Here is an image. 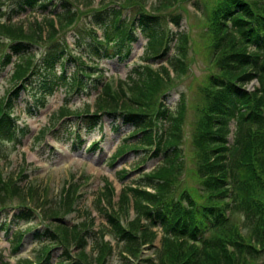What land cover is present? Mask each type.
<instances>
[{
	"label": "trees",
	"instance_id": "16d2710c",
	"mask_svg": "<svg viewBox=\"0 0 264 264\" xmlns=\"http://www.w3.org/2000/svg\"><path fill=\"white\" fill-rule=\"evenodd\" d=\"M7 1L9 0H0V71L15 56L10 75L14 85L6 91L9 93L7 98L0 99V142L13 135L15 100L21 90L35 96L37 104L65 82L68 83V92L75 91L80 95L88 96L93 89L95 109L92 114L82 115L89 112V104H86L84 111L72 114L81 116V122L89 129L95 128L99 123L102 127V117H107L111 128L116 129V121L120 119L122 124L131 127L130 133L136 135L135 142L130 143L129 147L135 151L153 149L149 158L158 159L156 166L149 171L138 172L139 164L147 160V157L142 156L131 169L133 176L123 185L117 200H114L110 186L105 185L99 189L95 194L96 209L106 219L99 231L102 229L103 234L112 233L117 238L120 236L125 241L126 251L136 257L142 245L152 246L155 239V232L149 226L141 224L139 219L155 215L166 233L161 240V252L165 254L160 264H252V259L262 255L264 1L206 0L205 3H211L210 6L204 5L201 8L202 16L209 20L211 30V34H206L207 39L203 44L206 46L204 51L212 52L210 57L205 53L208 57L205 64L207 69L211 67L216 74L208 75L203 81L202 113H199L196 123L198 133L195 131L197 134L193 138L196 167L202 178L201 195L196 198L198 202L192 200L193 203L184 214L175 195L170 196L169 193L176 187L175 183L183 169L176 162L180 156L178 144L185 125L186 103L183 98H179L173 109L166 105L164 97L173 81L182 78L187 72L185 45L190 36L180 30L171 32L170 39L175 37L176 40V51L166 59V63L155 67L150 62L139 64L132 68V73L128 74L126 80L114 82L100 79L101 72L90 75L83 68L80 55L70 53L65 40L58 41L60 32L73 27L83 13L82 10L71 8L72 0H12L9 12L5 8ZM132 1L109 0L114 4L107 6L104 0H98L96 6H91L94 12L89 11L92 27L88 29V36L95 43V50L92 48L95 54L98 49L93 26L105 28L107 37L114 42L104 50V55L108 57L119 55L122 50L126 51L125 48L136 40L138 27L147 38V48L144 50L147 59L159 57L157 54L163 46L165 35L158 28H162V23L167 20L177 27L180 25V18L177 14H162L159 8H153L151 12L139 4L134 7ZM136 1L143 3L145 0ZM37 2L38 6L45 9L53 4L58 7L56 6L57 10L42 12L39 20L33 17L26 26L13 20L15 11L24 9L25 6L32 8ZM84 2L91 5L93 0ZM173 2L174 0H160L158 7L165 8V5H172ZM116 4L126 5L127 7L121 6L124 9L129 6L134 8V16L129 25L121 19V10L115 9ZM157 12L159 13L156 14ZM191 39L193 48L196 39ZM171 40L166 37L160 57L167 54ZM37 43L44 46L38 61L28 51ZM96 57L100 56L97 54ZM72 59L79 60L82 65L70 77H65V65ZM91 76L94 82L85 81ZM253 78L258 80L259 87L248 94L242 87ZM234 114L237 115V135L229 148L225 138L226 125L227 119L234 117ZM250 126L255 127L254 133H251ZM124 148L120 147L118 152H125ZM127 171L120 172L121 179L127 177ZM4 179L0 172L1 202L7 193L39 201L33 196L40 194V188L30 185L27 194L19 181ZM77 189L78 187L66 189L58 209L51 206L42 208L47 218L54 220L51 226L53 233L47 231L48 240L42 242L36 260H25L26 264L89 263L90 258L86 252L89 234L85 230L94 225V217L87 210L79 209L81 206L78 200L84 193H78ZM187 195L192 199L188 193ZM129 207L134 209L136 220L130 223L127 221L124 226L120 221L122 217L126 220ZM65 210L76 211L77 216H84L85 219L68 225L59 215V211ZM236 213L243 218V228L233 223ZM178 217L182 219V224L178 222ZM34 236L41 238L38 232ZM94 238L89 252H94L96 246L95 258L104 264L111 258V247L108 242L99 241L96 236ZM72 243L78 249L77 255L72 258L62 250L60 259L51 262L53 245L69 246Z\"/></svg>",
	"mask_w": 264,
	"mask_h": 264
},
{
	"label": "rangeland",
	"instance_id": "374dc122",
	"mask_svg": "<svg viewBox=\"0 0 264 264\" xmlns=\"http://www.w3.org/2000/svg\"><path fill=\"white\" fill-rule=\"evenodd\" d=\"M159 1L160 0H145L143 3H140L136 0H133L132 2L134 7H137L139 4V6H142L145 8V10L147 9L151 12L153 8H159L161 11L160 13L162 14H177L180 18V26L177 30L185 32V34L186 30H188L192 33L193 38L196 39L195 47L193 48L190 44L192 39L188 38L187 40V44L185 45L187 50V72L182 78L174 81L173 87L169 89L170 94L167 101L173 106V104L175 105L179 98H183L186 103L184 119L185 125L182 131V138L179 143L180 156L176 162L182 166L183 170L177 179L178 182L175 183V189L173 188L169 193L170 196H173L174 194L175 200H177V196L180 193L182 185L187 186L186 191H188L190 196L195 197L197 195H201L200 184L198 182L199 178L194 176L195 172L200 175V171L198 167H196V162L193 161L195 153L192 149V144L194 136L198 133L196 123L200 117L199 113H202L200 109L203 102L202 87L204 82L202 81V77L204 75L203 70L206 65V58L208 60V57L205 55V53L209 57L212 53L211 51H204L206 46L203 44L207 39L206 34H211V30L209 20L205 19L203 16L201 17L200 11L204 5L209 7L211 3H205L206 0H174L172 5H165V8H163L158 7ZM258 1L263 2L264 0H254V3ZM72 2L73 4H71V6L73 9L77 8L83 12H88V10L91 9V6L95 5L97 0H93L91 5L85 4L84 0H72ZM10 3L11 2H8L6 4L7 12L10 11ZM123 3L125 4V2ZM43 11V8H34L31 10L29 7H27L23 10L15 11L13 13V19L18 20L26 26L29 22L31 23L32 16L40 17ZM124 13L127 15L131 14L127 11H124ZM158 13L159 12L156 14ZM3 18H5V16ZM35 19L38 20L37 17ZM89 26L90 24L88 17L82 16V18L77 22V27H70L61 33V37H65L71 49H74V47H72L74 44L75 50L78 51L80 47L83 46L82 44L84 41L87 39L86 29ZM163 28L169 29V31L175 30V26L168 21L163 22ZM101 32L102 30H98L97 34L101 35ZM77 35L79 36V40ZM74 38H76V42H74ZM145 42L146 39L139 35L138 40L131 44L128 56L125 60H120L118 58H101L98 62V66L103 72L104 76L112 80L124 79L135 64L146 61V59L142 58V51ZM28 51L34 55L35 60H38L41 57L43 47L41 45H33L28 49ZM87 51L88 50L86 47L82 49V52L84 53ZM171 52L172 49L168 51L166 56H163L162 54L161 56L163 57L150 58L149 62H164L170 56ZM14 58L15 56L12 57L13 60ZM11 69L12 63L9 64L4 71L0 72V96H2L7 88L12 85L11 81L8 79ZM92 70L95 72L98 69ZM86 81H88V79H86ZM255 86H257V81L252 79L247 85H245V88L252 90ZM64 93H66V90L60 87L53 95L46 98V102L43 107L37 108L34 106V100L31 93L23 90L20 91V95L15 103L16 116L18 117V128H16L14 137H12L10 141L0 142V168L2 170L0 172L2 174L4 173V175L7 177L10 176L8 178L11 181H19V183L24 187L23 190L25 192L27 190L26 187L30 183H32L36 188H43L45 185L48 186V190L44 191L42 189L40 191V197L43 202V199L46 197L44 193H47L48 197L46 201H48V203L52 206L57 205L59 197L61 196V188L65 184V181L68 179V177L71 176V182H73L74 178H76L78 183L81 185V191L84 193L81 200L79 201V203L82 205V210H86V207L89 206L87 211L91 217H94V227H103L105 225L106 219L101 213L97 212L95 194L105 184L104 180H107L111 182L110 184L117 197V194L121 191V183L117 180L116 172H118V170L122 167L126 168V165L130 164V166H132L131 162L133 159H136L141 154H137L136 151H133L115 164H111L109 162L111 159L110 155L113 152H116V147L121 145L124 134L129 130V128L125 126H120L118 128V133H112L109 127L105 128L103 133L104 138L101 141V146H103L104 151L99 156L92 154L91 152H87L86 149L84 150V147L92 139V136L95 137L99 135V131H94L93 133L87 132L85 128L78 131V133L81 135L82 141L85 142V146H83V148L80 150L68 143L64 145L63 140H68V138L71 136L68 129V125L71 121L69 119L58 124V117L56 115L58 107L64 100ZM93 96L94 93L88 98L85 96L80 97L78 95H70L68 99V106L70 108L81 109L86 101L89 102L90 105L93 103ZM92 109L93 107L91 106V110ZM53 125L56 126L53 129H50ZM44 127H46L44 129L45 133H43V135H38V129H43ZM230 127L232 128L233 125L230 124ZM195 131L197 132L196 134ZM36 134L39 136L37 139L34 137ZM155 161V159H148L147 163L144 162L146 164H144L141 168L143 172H146V170L152 167L155 164ZM79 174L83 175V179H89L87 181H82L80 176H75ZM131 176H133L132 173L124 179V182H128ZM134 176H136V174ZM4 180L6 181V179ZM175 190L177 192H175ZM228 194L229 193H227V195ZM114 200L117 199L114 198ZM19 203H27L30 208H36L38 205V202H32L29 197H23L22 199V197L7 194L5 202L7 207L1 211V214L4 215V218L6 217V220H8V216H10L11 212L17 210H14V208H17ZM33 210L34 209H32V211ZM39 214V209H35L31 213V223L19 221L18 226L24 228L25 226H33L38 224V227H40ZM60 216L68 225L82 217L81 215L77 217L75 212L65 213L62 211ZM18 219H22V217H19ZM243 222V218L241 215H239V213L234 214V224L238 225L240 228H243ZM52 223L53 222H50L49 224L53 225ZM15 227L16 224L11 221L9 229ZM92 229L94 228L92 227L91 230ZM1 230L3 231V229ZM26 236L27 235L25 234L24 241H22V244L19 247V252L17 253L16 258H32L34 256V242H28ZM89 236V240L91 241L95 235L89 234ZM8 238H10V233L6 235L4 231L0 232V245L6 243V239ZM28 238L31 239V236ZM105 239L111 240L114 254L112 260H107L104 264H126L123 259L118 262V249L120 245L116 244L108 235H105ZM158 240L159 236H157L154 242L155 247L158 246ZM8 246L9 243L7 242V247ZM74 246L75 245L73 243L67 246V251L71 255L73 252L78 253V249H75ZM5 247L6 246H0V264H14L13 261L15 258L10 255L7 250H4ZM3 250L4 254L6 255L5 258L2 257ZM95 252H97L96 246L94 252H91L89 253L91 255H88L90 258L88 264H101L95 259ZM58 253V251H54L53 256L56 257ZM260 258L261 259L260 261L258 260V263L263 264L264 255H262ZM128 262V264H135L137 263V259H129Z\"/></svg>",
	"mask_w": 264,
	"mask_h": 264
},
{
	"label": "bare ground",
	"instance_id": "6f19581e",
	"mask_svg": "<svg viewBox=\"0 0 264 264\" xmlns=\"http://www.w3.org/2000/svg\"><path fill=\"white\" fill-rule=\"evenodd\" d=\"M11 195H13V194H11ZM15 196V195H14Z\"/></svg>",
	"mask_w": 264,
	"mask_h": 264
}]
</instances>
